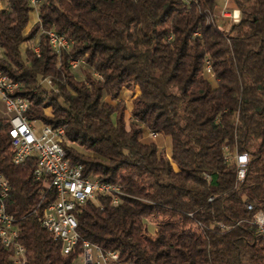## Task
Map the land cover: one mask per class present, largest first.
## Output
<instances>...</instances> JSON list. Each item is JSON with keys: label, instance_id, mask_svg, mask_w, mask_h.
<instances>
[{"label": "trees", "instance_id": "16d2710c", "mask_svg": "<svg viewBox=\"0 0 264 264\" xmlns=\"http://www.w3.org/2000/svg\"><path fill=\"white\" fill-rule=\"evenodd\" d=\"M231 1L237 21L214 14L216 0H2L0 69L19 81L27 119L64 126L69 162L120 188L117 202L100 193L75 209L80 236L117 249L119 264H264L250 222L264 209V0ZM50 29L68 47L56 51ZM135 84L126 121L120 94ZM8 122L0 110L24 264H78L79 246L63 253L38 220L53 192L33 176L35 155L12 162ZM236 152L249 155L241 180ZM0 264H12L1 242Z\"/></svg>", "mask_w": 264, "mask_h": 264}, {"label": "built area", "instance_id": "2783aa9c", "mask_svg": "<svg viewBox=\"0 0 264 264\" xmlns=\"http://www.w3.org/2000/svg\"><path fill=\"white\" fill-rule=\"evenodd\" d=\"M32 6L37 0H29ZM190 2L192 0H183ZM0 0V6H2ZM238 8L223 6L219 16L230 21L239 19ZM49 40L56 51L61 47H68L69 42L63 34L50 29L47 31ZM37 51V46L34 47ZM71 66H76L77 60H69ZM207 73H211L210 66H205ZM19 81L13 80L0 69V102L8 116L7 135L12 150L11 160L14 164L22 163L30 155H35V165L32 173L35 179H44L47 188L53 192V199L41 208L36 209L40 224L63 243L62 252L68 253L74 247L81 249L79 259L81 264H119L117 249H104L98 243L82 238L77 230L76 206L86 200H95L98 194H111L112 202H117L120 188L117 184L101 181L94 176L83 175L81 163H70L65 157L63 142L66 140L64 126L28 120L26 110L29 106L27 98L16 93ZM37 122L40 125H37ZM156 135V132H150ZM231 156L224 155L226 161ZM235 177L241 180L246 171L249 155L246 152H236ZM10 193L9 180L0 172V242L12 250V264H24L26 248L19 240V227L12 212L7 210V199ZM211 198V197H210ZM247 209H252L247 204ZM250 222L255 226L261 240L264 242V209L252 212ZM218 225L228 228L222 222ZM129 264H136L130 262Z\"/></svg>", "mask_w": 264, "mask_h": 264}, {"label": "rangeland", "instance_id": "374dc122", "mask_svg": "<svg viewBox=\"0 0 264 264\" xmlns=\"http://www.w3.org/2000/svg\"><path fill=\"white\" fill-rule=\"evenodd\" d=\"M224 4L228 8H233L235 6L232 3L231 0H216V4H215L212 12L214 14L219 15L221 10L223 9ZM36 17H37L36 10L33 9L31 11V13H30V17H29V21H28L27 27L29 25H31L35 21ZM29 44H33V46L36 47L35 46L36 45V39L33 41V43L29 42ZM73 71L78 74L79 71H78V68H77V64H76V66H74ZM43 82H46V84H47V79H44ZM138 90L139 89H138V85L137 84L133 85L130 88L123 87L122 90H121V94H120L121 96L120 97L123 98V100L125 102L124 118H125L126 121H128L130 119V109H131V105H132V100L136 96ZM0 110L5 112L4 106H3V104L1 102H0ZM44 111L48 113L49 112V107H45ZM126 123H128V122H126ZM37 125H40V123L37 122ZM149 135L152 136V138L156 142H158L159 144L163 145L166 148L167 151L169 150V140H168L167 137H165V136L159 137V135H152L151 133ZM77 263L81 264V260L79 258H77Z\"/></svg>", "mask_w": 264, "mask_h": 264}, {"label": "bare ground", "instance_id": "6f19581e", "mask_svg": "<svg viewBox=\"0 0 264 264\" xmlns=\"http://www.w3.org/2000/svg\"><path fill=\"white\" fill-rule=\"evenodd\" d=\"M27 102H29V101H27Z\"/></svg>", "mask_w": 264, "mask_h": 264}]
</instances>
